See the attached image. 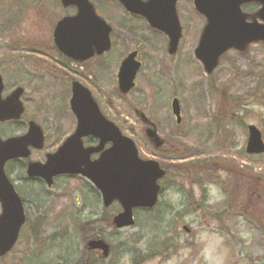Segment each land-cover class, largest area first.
<instances>
[{
    "label": "rangeland",
    "instance_id": "obj_1",
    "mask_svg": "<svg viewBox=\"0 0 264 264\" xmlns=\"http://www.w3.org/2000/svg\"><path fill=\"white\" fill-rule=\"evenodd\" d=\"M93 2L104 15L107 1ZM180 4L185 31L178 53L170 55L161 39L143 44L145 64L137 87L122 94L118 68L135 48L127 32L120 29L121 46L91 61L87 80L71 71L65 74L51 58L55 25L71 9L59 0H0V67L10 88L26 87L25 115L47 134L46 148L32 158L42 159L73 131L69 99L75 78L134 139L141 157L170 170L161 180L157 207L135 211L134 226L116 229L105 224L120 206L114 203L105 211L101 195L85 179L62 177L49 188L26 181L18 163L10 166L26 201L27 222L0 264H74L79 258L83 264H264V153L245 151L248 124L258 126L264 137V45L253 44L244 53L229 51L207 74L194 52L204 21L191 0ZM112 12L150 37L144 26ZM173 97L182 104L181 125L171 111ZM137 110L156 122L166 141L162 154L145 136ZM19 128L12 123L0 130L19 133ZM186 153L191 155L176 158ZM188 165L198 172V181L184 172ZM91 226L110 244L108 257L83 253L81 231Z\"/></svg>",
    "mask_w": 264,
    "mask_h": 264
},
{
    "label": "water",
    "instance_id": "obj_2",
    "mask_svg": "<svg viewBox=\"0 0 264 264\" xmlns=\"http://www.w3.org/2000/svg\"><path fill=\"white\" fill-rule=\"evenodd\" d=\"M125 8L142 14L150 25L165 32L170 39V53H175L182 35L177 15V0H119ZM246 0H194L195 8L205 16L207 24L202 32L196 56L203 62L207 73L218 66L220 57L229 49L243 51L252 42L264 41V24L257 21L245 22L240 4ZM263 8L257 16L264 20ZM65 6L75 5L78 13L60 20L55 28L54 40L58 48L67 56L85 60L95 53L102 54L111 48V26L96 13L90 0H62ZM136 53L130 54L119 70V87L129 92L135 86L136 74L141 66L135 60ZM71 107L78 118V126L64 144L52 154L46 163L31 162L28 166L30 176L44 178L48 185L59 174H81L88 178L102 193L103 202L109 207L118 200L123 210L114 217L118 228L135 223L133 210L139 207L152 208L156 205L160 192L158 181L165 175L160 164L154 160H142L135 142L123 135L119 127L101 112L90 90L79 82L73 84ZM3 81L0 75V122L19 119L24 111L21 96L22 87L17 88L6 99H2ZM173 113L180 123L181 106L177 98L172 102ZM142 118L152 127L146 129L150 140L161 147L164 141L157 132L156 125L142 114ZM247 152H264L262 132L257 126L248 127ZM93 135L100 139L96 147L83 145L82 138ZM111 146L104 150L107 143ZM44 143L43 132L34 121L30 122L29 132L23 136L0 138V256L8 253L18 240L20 229L25 222L23 201L5 172L8 160L28 157L29 145L41 148ZM103 150V151H102ZM102 151L96 160L93 153ZM91 248L102 249L108 255L109 246L103 240L90 242Z\"/></svg>",
    "mask_w": 264,
    "mask_h": 264
},
{
    "label": "flooded vegetation",
    "instance_id": "obj_3",
    "mask_svg": "<svg viewBox=\"0 0 264 264\" xmlns=\"http://www.w3.org/2000/svg\"><path fill=\"white\" fill-rule=\"evenodd\" d=\"M102 1V0H100ZM107 1V4H108V7L103 15V17L106 19V21L112 26V33H111V40H112V47L111 49L108 51V52H105L104 54L102 55H98V54H95L93 57L89 58L88 60L86 61H83V62H80V61H77V60H74V59H71L69 57H67L66 55H64L59 49L58 47L54 44H52V53L54 54V56H51L52 60H54L56 66L59 67V69L65 71V74L69 71L81 76L82 78H86V74L85 72L89 71V66L91 65V61L95 60V59H99L101 57H105V56H108L111 52H113L117 47L121 46V40H122V35L120 33V29L127 32L128 35L134 40V45H135V48L133 49H129L128 52L124 55V57L122 58V60H124L129 54L133 53V52H136L137 53V56H136V59L139 60L141 63H142V66L141 68L143 67V65L145 64L144 62V57H143V51H142V45L145 44V43H149L150 40H153V39H161V42L162 44L167 48L168 50V46H169V38L166 36L165 33L157 30V29H154L152 28L146 18H144L143 16L141 15H135V14H130L129 12H127L125 10V8L123 7V5L118 1V0H105ZM143 1H147V0H143ZM247 1V0H246ZM191 3L193 5V0H191ZM179 5L180 4V0H178V4H177V9H178V14H179V18L181 20V16H180V8H179ZM62 6V5H61ZM63 7V6H62ZM261 8V4H260V1L259 0H251V1H247V2H244L241 4V9H242V12L246 15H248V17L246 18L247 21H251L253 19V16L258 12V10ZM67 9H71V11L68 13V14H65L66 16H74L76 15L77 13V9L75 7H70V8H67ZM113 9H116L118 11H120V13L124 15H126L127 17H129V19L133 20L135 23L139 24L140 27L141 25L145 27L147 33L149 34L150 37H143L141 33H139V28H136V27H133L135 25H130V24H125L124 25V22L123 20L120 21L119 19L122 17L114 12ZM64 15V16H65ZM64 16H62L61 18H63ZM201 16V15H200ZM119 17V18H118ZM203 21H204V26L206 24V20L204 19L203 16H201ZM123 22V23H121ZM181 24H182V28H183V36H182V39H181V42H180V45H179V49L181 47V44L183 42V37H184V31H185V28H184V25L182 23V20H181ZM203 26V27H204ZM203 30V29H202ZM178 49V51H179ZM46 56H49V54H46ZM121 60V62H122ZM120 62V63H121ZM79 66H82V70L79 71L78 67ZM68 70V71H67ZM141 70V69H140ZM140 73V71H139ZM139 73L137 74V78L139 77ZM0 74L2 75V79H3V89H2V92H1V95H2V98H6L7 96H9L14 90L15 88H17L18 86L20 85H17V86H13L12 88H10V85L8 84L7 80H6V77L5 75L3 74V71L0 67ZM64 74V75H65ZM88 80V78H86ZM74 80H77L75 78H72L71 79V88L70 90L72 91V84H73V81ZM82 82V81H81ZM83 83V82H82ZM85 84V83H83ZM86 85V84H85ZM136 86H137V82H136ZM24 89H25V92H24V95H23V100H24V97H25V94H26V87L23 86ZM72 95V94H71ZM24 102V114H23V117L25 116L24 120H23V126L24 127V130L23 132L21 133H13V132H2V130H0V136L2 138H8L10 136H13L14 134H22V133H25L29 130V122L31 120H33L32 118H27L26 117V111L28 109L27 107V103H26V100L23 101ZM75 116V115H74ZM14 120H9V121H5V122H2L0 124V127L2 125H9L11 123H13ZM38 122V121H37ZM77 128V119H76V116H75V123H74V129L73 131L70 133L72 134ZM44 130V129H43ZM44 134H45V142H44V147L41 148V149H37V148H34L31 146L30 148V156L29 158L27 159H15V160H12V161H9L7 163V166H6V171L8 173V175L11 174V167L10 166H14L16 163H23V166L21 168L22 171H24L26 173V170H27V166L29 164L30 161H39V162H44L47 158V154L50 153V152H54L56 151V149L66 140V138L70 135L68 134L63 141H61L55 148H53L52 150L50 151H47L44 153V156L42 159H33L32 156L39 152V151H42L43 149L46 148V144H47V134L44 130ZM83 141H84V145L87 147V146H96L98 144V139L93 137V136H86L83 138ZM99 154H94L92 156V158H96ZM26 179L28 181H39V182H43L42 179L38 178V177H32V178H28V176H26ZM96 253H99V252H96Z\"/></svg>",
    "mask_w": 264,
    "mask_h": 264
},
{
    "label": "trees",
    "instance_id": "obj_4",
    "mask_svg": "<svg viewBox=\"0 0 264 264\" xmlns=\"http://www.w3.org/2000/svg\"><path fill=\"white\" fill-rule=\"evenodd\" d=\"M191 154L190 153H186V154H184V155H180V156H177L176 158H183L182 156H190ZM184 170H186V171H184L186 174H187V176H188V178L189 179H193V180H195V181H198V172L197 171H194V169H189V165L188 166H186V167H184ZM189 174V175H188ZM97 221V220H96ZM95 221V222H96ZM94 222V223H95ZM107 227H113V225H112V221H111V219H109V220H106V224H105ZM93 227H95V226H93ZM94 230H95V228H94ZM93 232V231H92ZM91 233V232H90ZM97 236V235H96Z\"/></svg>",
    "mask_w": 264,
    "mask_h": 264
}]
</instances>
